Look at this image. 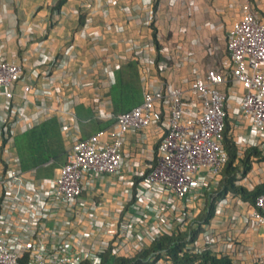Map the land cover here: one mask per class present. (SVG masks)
<instances>
[{"label": "built area", "instance_id": "1", "mask_svg": "<svg viewBox=\"0 0 264 264\" xmlns=\"http://www.w3.org/2000/svg\"><path fill=\"white\" fill-rule=\"evenodd\" d=\"M152 2L142 21L149 28L156 13ZM156 41L160 49L157 51L153 43L150 58H141L147 45L132 49L143 65L162 74L190 60V53L179 56L175 49L163 46V36L157 31ZM225 43L228 58L207 66L201 74L193 68L195 76L188 84L162 79L155 89L145 87L142 101L128 111L114 113L98 108V117L114 121L115 131L101 129L87 138H71L65 163L51 177H36L31 169L19 170L12 148L17 132L23 133L42 121L43 109L31 114L29 106L42 108V100L51 92L43 86L24 84L17 93L23 66L0 54V264H21L24 255L26 264H80L84 260L99 264L106 250L113 256L129 258L162 235L197 229L198 224L193 228V223H198L195 219L206 207V195L214 192L208 188L217 189L228 160L221 143L226 117L233 120L238 156L249 148H264V22L248 2L241 5V16L232 23ZM100 50L107 52L108 48ZM41 63L39 59L35 67ZM57 89L52 92L58 95ZM229 102L234 104L231 113ZM48 108L57 111L55 105ZM66 108V113L74 117L73 104ZM58 122L65 132L68 120L62 115ZM150 127L159 133L154 163L138 173V181L128 182L131 190L124 191L127 200L115 209L118 220L112 225L104 223L90 211L83 194L98 176H120L123 136ZM105 135L108 139H103ZM189 196L202 202L195 215L179 206ZM210 199L215 200V213L221 211L218 208L223 201L226 204L225 197L212 194ZM81 213L87 214L90 224L86 232L76 235L71 227ZM61 215H66L65 219L54 222ZM247 217L253 224L264 226V192L249 204ZM48 218L53 227L45 224ZM201 227L202 236L199 233L186 246L188 252L205 248L212 251L216 245L217 236L207 232L205 224ZM163 263L171 264L162 259L154 264Z\"/></svg>", "mask_w": 264, "mask_h": 264}, {"label": "crops", "instance_id": "2", "mask_svg": "<svg viewBox=\"0 0 264 264\" xmlns=\"http://www.w3.org/2000/svg\"><path fill=\"white\" fill-rule=\"evenodd\" d=\"M151 1H157V7L154 27L149 28L142 21ZM56 2L0 0V54L23 66V79L15 87L17 93L24 84L43 86L51 92L42 100V108L30 105L28 112L32 114L39 110L41 113L40 109H43L42 121L54 117L61 122L63 115L68 120L65 126L68 152L71 138L76 135L87 138L97 132L96 121L103 123L107 132L115 131L114 121L98 117V108L114 113L128 111L142 101L145 87L152 85L155 89L162 79L184 86L195 76L194 69L201 74L207 66L228 58L226 36L232 23L241 16L244 2H248L264 22V0H115L113 3L108 0H67L58 12L53 8ZM83 20L89 21L82 29ZM153 28L163 36V46L175 49L179 56L190 53V60L181 68L162 74L154 67L143 65L132 49L147 45L141 58L152 57L153 48L157 47L153 46ZM81 29L86 34L82 35ZM105 47L107 52L100 50ZM210 51H213L211 55L208 54ZM39 59L42 63L35 67ZM119 74L126 88L137 93L131 102L124 103L123 108H115L109 94ZM52 89H57L58 95ZM56 95L60 97L58 103L54 102L58 100ZM69 103L73 104L71 113L74 117L66 113ZM53 105L57 108L54 113L48 108ZM107 136L103 139H108ZM158 140V130L152 127L123 136L120 176H98L91 189H86L83 194L86 205L97 219L111 225L118 220L115 209L127 200L128 193L124 191L131 190L128 182L138 181V173L154 163ZM13 150L16 154V149ZM59 167L54 169L53 175ZM261 183H264V157L254 161L246 175L238 179V184L247 189ZM224 197L226 204L205 225L217 236L212 251L228 254L236 264H252L264 259V226L255 225L248 219V203L234 195ZM179 206L195 215L202 208V202L189 196L179 202ZM86 215L81 213L74 219L73 234L82 235L87 231L90 222ZM65 217L61 215L53 220L60 222ZM217 220L220 224L214 225ZM45 224L54 225L49 218Z\"/></svg>", "mask_w": 264, "mask_h": 264}, {"label": "trees", "instance_id": "3", "mask_svg": "<svg viewBox=\"0 0 264 264\" xmlns=\"http://www.w3.org/2000/svg\"><path fill=\"white\" fill-rule=\"evenodd\" d=\"M66 1L57 0L53 8L58 12L65 5ZM156 7L157 1H154V10H156ZM151 27H154V25L151 24ZM152 33L158 51L160 45L156 41L155 28H153ZM157 59H159V56H157ZM117 77V83L110 90L109 94L112 97L113 103H115V108H123L125 106L124 103L126 101L131 102L137 93L126 88L127 85L125 82H122L120 74ZM121 111L124 112L123 110ZM95 123L97 131L105 127L100 121H96ZM232 126L233 120L227 116L221 143L223 149L227 152L228 160L220 172L221 177L217 189L206 195V207L195 219L198 222L197 229H188L187 232H178L172 235H162L149 248L129 258L113 256L110 250H106L100 255L99 264H154L158 259L166 260L171 264H236L224 252L211 251L207 248L197 252H188L186 250V246L192 244L202 231V224L208 225L215 213V200L210 199L212 194L217 195L218 198L230 194L242 202L253 204L255 197L264 192V183L255 185L251 189L238 184V176H245L251 169L252 163L264 157V148L263 150L249 148L243 153L242 157L238 156ZM66 138L67 136L62 130L60 123L54 117L41 121L38 125L23 133L17 132L13 137V146L16 149V156L19 161L17 167L22 171L34 170L36 177L53 175L54 169L63 165L66 161L68 155ZM188 238L189 240H187ZM151 258L152 261H150ZM26 261L27 256L24 255L20 263L26 264ZM80 264L93 263L84 260ZM252 264H264V262L258 260L252 262Z\"/></svg>", "mask_w": 264, "mask_h": 264}, {"label": "rangeland", "instance_id": "4", "mask_svg": "<svg viewBox=\"0 0 264 264\" xmlns=\"http://www.w3.org/2000/svg\"><path fill=\"white\" fill-rule=\"evenodd\" d=\"M164 73H165V72H164ZM149 88H152V85H149ZM233 107H234V104L231 103V102H229L230 113L232 112ZM215 189H216L215 186H209V188H208L209 192L215 191ZM224 204H225V201L222 202L221 206H223ZM218 210H221V209L218 208ZM225 220H226V219H225ZM225 220H224V221H225ZM227 223H228V221H227ZM196 224H198V223H193V225H194L193 228H195V225H196ZM218 224H220L218 220H217L216 222H214V225H218ZM209 228H210V227L207 228V230H206L207 232L210 231ZM226 247H227V245H226Z\"/></svg>", "mask_w": 264, "mask_h": 264}, {"label": "clouds", "instance_id": "5", "mask_svg": "<svg viewBox=\"0 0 264 264\" xmlns=\"http://www.w3.org/2000/svg\"><path fill=\"white\" fill-rule=\"evenodd\" d=\"M66 2H67V1H66ZM82 19H83V18H82ZM84 22H85V21L83 20V22L81 23L82 25H81V27H80V28H82V27H83V24H84Z\"/></svg>", "mask_w": 264, "mask_h": 264}]
</instances>
